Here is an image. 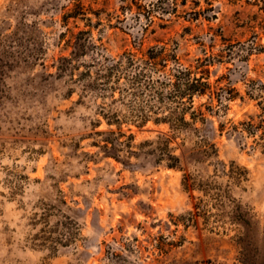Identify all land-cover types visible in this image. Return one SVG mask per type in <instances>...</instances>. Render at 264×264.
<instances>
[{
	"label": "rangeland",
	"instance_id": "obj_1",
	"mask_svg": "<svg viewBox=\"0 0 264 264\" xmlns=\"http://www.w3.org/2000/svg\"><path fill=\"white\" fill-rule=\"evenodd\" d=\"M74 2L0 0V264H264V0Z\"/></svg>",
	"mask_w": 264,
	"mask_h": 264
},
{
	"label": "trees",
	"instance_id": "obj_2",
	"mask_svg": "<svg viewBox=\"0 0 264 264\" xmlns=\"http://www.w3.org/2000/svg\"><path fill=\"white\" fill-rule=\"evenodd\" d=\"M74 4L71 7H68V10L64 13L65 18H78L82 14H86L85 11V0H75ZM98 2L99 0H95ZM129 6L132 7V3H129ZM99 15V14H98ZM176 55V54H175ZM171 55L166 53L165 47H152L145 53V62H152L155 65L163 66V62H167ZM209 71V70H208ZM170 85L173 87V91L179 96L180 100L178 109L179 113H173L162 117H157L153 119L154 123L157 125L167 124L170 128L173 126V122L177 123H187L197 121V118L194 117L195 111H190L194 107L193 97L195 95H203L211 89V84L209 82H202L200 78H197L192 75V71L188 68H184L182 65L179 66L177 72L173 74V80L170 82ZM211 91V90H210ZM211 93V92H210ZM213 94V93H211ZM187 98V100H185ZM217 103L219 107H223L224 100L222 98H217ZM190 113L191 120H186V115ZM202 120H208L205 118L204 112H201ZM149 121V117H145L141 120L140 124H137L138 127H143ZM119 129H121L119 127ZM167 134V133H164ZM168 135V134H167ZM135 135L131 134V139L134 140ZM173 136L168 135V144L172 142ZM119 144V140L108 141L107 143ZM168 147V146H167ZM117 157V156H115ZM168 159L171 161L167 164L168 167H178V162L181 160V156L176 154H168Z\"/></svg>",
	"mask_w": 264,
	"mask_h": 264
}]
</instances>
